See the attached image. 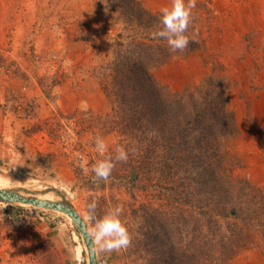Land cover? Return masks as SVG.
Listing matches in <instances>:
<instances>
[{
	"label": "rangeland",
	"instance_id": "obj_1",
	"mask_svg": "<svg viewBox=\"0 0 264 264\" xmlns=\"http://www.w3.org/2000/svg\"><path fill=\"white\" fill-rule=\"evenodd\" d=\"M141 2L155 13L171 7L172 0ZM130 18L122 0H0V174L11 183L7 189L65 198L89 231L91 202L97 217L122 207L131 243L111 253L95 245L97 264H165L162 252L167 255L168 249L164 237L149 231L152 217L180 216L187 203L213 205L216 188H206L208 199L196 200L182 191L174 198L161 196L157 186L135 189L133 195L125 188H99L89 172L99 155L95 138L110 148L116 134H93L78 115L56 142L46 124L59 112L108 111L97 74L113 59L117 35L131 32ZM185 34L193 51L154 68L153 76L177 92L193 89L213 71L226 76L237 126L235 136L224 140L235 181L230 200H242L257 220L250 227L252 248L227 264H264V0H196ZM79 167L85 177L77 179ZM0 264H90V259L66 213L0 201Z\"/></svg>",
	"mask_w": 264,
	"mask_h": 264
},
{
	"label": "trees",
	"instance_id": "obj_2",
	"mask_svg": "<svg viewBox=\"0 0 264 264\" xmlns=\"http://www.w3.org/2000/svg\"><path fill=\"white\" fill-rule=\"evenodd\" d=\"M122 2L131 15V32L117 35L113 59L97 74L108 111L56 113L46 119L50 137L56 142L65 137L67 121L78 115L85 117L93 134H116L106 154L114 156V149L124 146L129 159L115 162L107 181L96 180L89 169L91 182L102 189L125 188L133 195L135 189L157 186L161 196L174 198L182 191L187 199L196 200L206 188H216L218 200L213 205L187 203L177 207L180 216L152 217L148 227L164 237L165 264H227L252 248L250 227L257 224L252 218L256 214L247 212L242 200H230L235 181L224 140L235 136L237 126L229 106V83L225 75L213 71L187 91L158 84L152 70L171 58L187 56L193 47L189 43L184 51H170L166 39L152 35L162 27L161 12H149L141 0H129V6ZM102 158L99 154L93 165ZM82 171L74 169L77 179L85 177Z\"/></svg>",
	"mask_w": 264,
	"mask_h": 264
},
{
	"label": "clouds",
	"instance_id": "obj_3",
	"mask_svg": "<svg viewBox=\"0 0 264 264\" xmlns=\"http://www.w3.org/2000/svg\"><path fill=\"white\" fill-rule=\"evenodd\" d=\"M196 7V0H172L171 7L161 10L162 27L154 32V38L166 39L169 49L172 52L184 51L189 47L190 39L185 33L192 18V9ZM95 149L103 157L92 166L96 180L107 181L115 168V162H127L129 159L128 150L124 146H117L115 155L106 154L108 146L105 141L97 136L95 138ZM83 161V157H81ZM84 167V163H81ZM89 219L93 221L89 236L100 252L111 253L126 249L131 243V236L126 224L122 221V207L116 206L109 209L102 216H95L93 211L97 205L91 202L88 206Z\"/></svg>",
	"mask_w": 264,
	"mask_h": 264
},
{
	"label": "water",
	"instance_id": "obj_4",
	"mask_svg": "<svg viewBox=\"0 0 264 264\" xmlns=\"http://www.w3.org/2000/svg\"><path fill=\"white\" fill-rule=\"evenodd\" d=\"M29 192V189H0V201L7 203L17 202L29 204L66 213L70 216L85 240L89 252L90 264H97L95 244L93 243L92 238L89 236V230L85 220L79 215L75 207L63 197H60V199H44L39 198L37 197L38 195H33Z\"/></svg>",
	"mask_w": 264,
	"mask_h": 264
},
{
	"label": "bare ground",
	"instance_id": "obj_5",
	"mask_svg": "<svg viewBox=\"0 0 264 264\" xmlns=\"http://www.w3.org/2000/svg\"><path fill=\"white\" fill-rule=\"evenodd\" d=\"M11 186V183L4 177L1 176L0 174V189H5L9 188ZM33 195H38L37 197L39 198H44V199H53L51 196L48 195H42V194H33Z\"/></svg>",
	"mask_w": 264,
	"mask_h": 264
},
{
	"label": "crops",
	"instance_id": "obj_6",
	"mask_svg": "<svg viewBox=\"0 0 264 264\" xmlns=\"http://www.w3.org/2000/svg\"><path fill=\"white\" fill-rule=\"evenodd\" d=\"M1 125H3L1 122H0V133H1V129H3L4 130V128L1 126Z\"/></svg>",
	"mask_w": 264,
	"mask_h": 264
}]
</instances>
